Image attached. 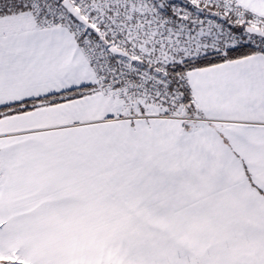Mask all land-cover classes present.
<instances>
[{
    "label": "crops",
    "instance_id": "obj_1",
    "mask_svg": "<svg viewBox=\"0 0 264 264\" xmlns=\"http://www.w3.org/2000/svg\"><path fill=\"white\" fill-rule=\"evenodd\" d=\"M205 116L103 150L0 142L1 262L264 264V115Z\"/></svg>",
    "mask_w": 264,
    "mask_h": 264
},
{
    "label": "snow or ice",
    "instance_id": "obj_2",
    "mask_svg": "<svg viewBox=\"0 0 264 264\" xmlns=\"http://www.w3.org/2000/svg\"><path fill=\"white\" fill-rule=\"evenodd\" d=\"M226 106L264 115V0H0V142L103 150Z\"/></svg>",
    "mask_w": 264,
    "mask_h": 264
},
{
    "label": "rangeland",
    "instance_id": "obj_3",
    "mask_svg": "<svg viewBox=\"0 0 264 264\" xmlns=\"http://www.w3.org/2000/svg\"><path fill=\"white\" fill-rule=\"evenodd\" d=\"M22 259H18V260H16V261H14V262H12L11 260H9V259H7V261H2L1 262V260H0V262L2 263V264H21L22 263Z\"/></svg>",
    "mask_w": 264,
    "mask_h": 264
},
{
    "label": "built area",
    "instance_id": "obj_4",
    "mask_svg": "<svg viewBox=\"0 0 264 264\" xmlns=\"http://www.w3.org/2000/svg\"><path fill=\"white\" fill-rule=\"evenodd\" d=\"M173 119H175V118H173ZM176 120H178V119H176ZM178 121H180V120H178ZM198 120H195V121H189L188 123H196ZM182 122V121H181Z\"/></svg>",
    "mask_w": 264,
    "mask_h": 264
},
{
    "label": "water",
    "instance_id": "obj_5",
    "mask_svg": "<svg viewBox=\"0 0 264 264\" xmlns=\"http://www.w3.org/2000/svg\"><path fill=\"white\" fill-rule=\"evenodd\" d=\"M0 264H2V263L0 262Z\"/></svg>",
    "mask_w": 264,
    "mask_h": 264
}]
</instances>
